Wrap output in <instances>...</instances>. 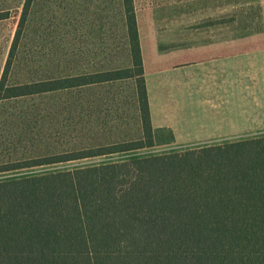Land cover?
Masks as SVG:
<instances>
[{"label": "trees", "instance_id": "16d2710c", "mask_svg": "<svg viewBox=\"0 0 264 264\" xmlns=\"http://www.w3.org/2000/svg\"><path fill=\"white\" fill-rule=\"evenodd\" d=\"M131 65L9 85L35 0H26L0 101L135 79L142 136L0 162V175L172 144L154 129L136 0H120ZM5 13H0V20ZM0 264H264V136L0 180Z\"/></svg>", "mask_w": 264, "mask_h": 264}, {"label": "rangeland", "instance_id": "374dc122", "mask_svg": "<svg viewBox=\"0 0 264 264\" xmlns=\"http://www.w3.org/2000/svg\"><path fill=\"white\" fill-rule=\"evenodd\" d=\"M26 0H0V82ZM143 49L165 52L181 44L192 49L199 31L232 28L233 48L243 42L264 45V0H136ZM22 59L9 85L36 81L39 75H78L100 69L126 68L131 52L120 0H35L20 46ZM135 79L55 93L0 101V162L66 151L80 144L140 138ZM196 149L156 146L112 155L0 175V180L116 162L132 156Z\"/></svg>", "mask_w": 264, "mask_h": 264}, {"label": "crops", "instance_id": "0c3cea01", "mask_svg": "<svg viewBox=\"0 0 264 264\" xmlns=\"http://www.w3.org/2000/svg\"><path fill=\"white\" fill-rule=\"evenodd\" d=\"M143 50L152 126L171 129V145L264 136V45L233 48L232 28L224 25L199 31L192 49Z\"/></svg>", "mask_w": 264, "mask_h": 264}]
</instances>
